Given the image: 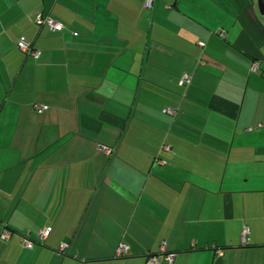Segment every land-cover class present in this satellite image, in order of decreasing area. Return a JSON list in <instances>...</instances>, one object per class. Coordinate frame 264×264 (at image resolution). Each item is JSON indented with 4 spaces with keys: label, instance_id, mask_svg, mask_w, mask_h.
Instances as JSON below:
<instances>
[{
    "label": "crops",
    "instance_id": "crops-1",
    "mask_svg": "<svg viewBox=\"0 0 264 264\" xmlns=\"http://www.w3.org/2000/svg\"><path fill=\"white\" fill-rule=\"evenodd\" d=\"M261 121L257 0H0V264H264Z\"/></svg>",
    "mask_w": 264,
    "mask_h": 264
},
{
    "label": "built area",
    "instance_id": "built-area-1",
    "mask_svg": "<svg viewBox=\"0 0 264 264\" xmlns=\"http://www.w3.org/2000/svg\"><path fill=\"white\" fill-rule=\"evenodd\" d=\"M153 2H154V0H144V6L151 8L153 5ZM33 22L38 26H46L52 31H62L64 29V25L61 22L55 20L49 14H44L41 12H38L34 15ZM74 34H76V33H74ZM218 35L220 37H225V35H226L225 30H223V29L219 30ZM200 44H202V43H200ZM16 46L22 53H24L28 56L37 57L39 55V51L37 49L33 48L31 43L28 40H26V38L24 36H20L17 39ZM257 68H258V62L252 61L250 63V66H249V70L255 71V70H257ZM191 77H192V75L190 73L182 74L181 78L179 79V84L183 85V86L188 85L191 81ZM35 108L37 109V111L41 112L44 109H46L47 107L35 105ZM163 112L167 113L171 116H174L176 113V109L166 107L163 109ZM262 126H264V121L258 122L254 127L256 128V127H262ZM254 127L249 126V127H247L246 130H252ZM99 151L104 153V154L109 155V154H111L112 149L110 147H107L105 145L100 144L99 145ZM0 225H1L0 240L8 241L12 236V231L8 227L7 221L2 220L0 222ZM50 229H51L50 225H45V226L38 229L36 234H37V238L39 239L40 242H43V240L46 239V237L48 236V234L50 232ZM19 238H20V242H21L22 246L26 249H32L36 244L35 241H33L32 239H30L28 237L27 233L19 235ZM241 241L244 244L249 242L247 228H244L242 230ZM67 245H68L67 242L60 243L57 250L59 252H63L64 249L67 247ZM214 251L219 256L223 255L222 249L214 247ZM127 253H128L127 244H125L123 242L118 243L116 246V249H115V256L121 257V256L126 255ZM158 255H162L164 260L168 264H172L173 259L175 257V252L168 251L166 249L165 243L162 242L160 245V249L157 253H147L145 264H157Z\"/></svg>",
    "mask_w": 264,
    "mask_h": 264
},
{
    "label": "water",
    "instance_id": "water-1",
    "mask_svg": "<svg viewBox=\"0 0 264 264\" xmlns=\"http://www.w3.org/2000/svg\"><path fill=\"white\" fill-rule=\"evenodd\" d=\"M258 8L261 14H264V0H257Z\"/></svg>",
    "mask_w": 264,
    "mask_h": 264
}]
</instances>
